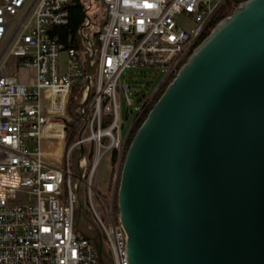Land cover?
<instances>
[{"label":"water","instance_id":"1","mask_svg":"<svg viewBox=\"0 0 264 264\" xmlns=\"http://www.w3.org/2000/svg\"><path fill=\"white\" fill-rule=\"evenodd\" d=\"M92 2L79 31L86 78L70 106L83 124L97 64ZM87 168L80 144L74 231L113 264L85 205ZM116 206L127 264H264V0L239 3L165 86L123 157Z\"/></svg>","mask_w":264,"mask_h":264},{"label":"built area","instance_id":"2","mask_svg":"<svg viewBox=\"0 0 264 264\" xmlns=\"http://www.w3.org/2000/svg\"><path fill=\"white\" fill-rule=\"evenodd\" d=\"M99 1L105 19L96 34L94 92L83 124L68 113L86 78L81 52L51 35L67 23L69 0H0V264H100L90 242L74 231L70 157L80 144L88 145L82 181L86 208L113 264H127L124 234L112 212L125 142L121 101L132 103L128 85L121 82L123 71L153 67L163 74L140 99L128 132L158 87L203 40L226 0ZM61 52L66 56L62 73ZM22 67L32 70L28 78L20 75ZM71 124L82 131L66 148ZM111 150L117 153L115 172L104 197L96 192L94 178Z\"/></svg>","mask_w":264,"mask_h":264},{"label":"trees","instance_id":"3","mask_svg":"<svg viewBox=\"0 0 264 264\" xmlns=\"http://www.w3.org/2000/svg\"><path fill=\"white\" fill-rule=\"evenodd\" d=\"M87 1L88 0H69V3L67 5V13H68L67 23L63 26L54 27L51 30V35L56 34V36L58 37V40H60L61 42H64V43H68L67 45L69 47H75L76 51H78V52H79V40H80L79 31H80L82 24L84 23V19H85L84 9L86 8ZM243 1H245V0H226L219 7V9L216 11V13L213 15L212 19L210 20L208 26L206 27V29L204 31L202 37L200 38V41L206 37V34L209 32V30L211 28H213L220 20H222L223 18L228 16L233 11V9L239 3L243 2ZM104 19H105V10L103 9V11L100 15V19H99L98 24H97V28L90 33V40L94 46L96 55L98 54V44L96 42V34L98 31V28L100 27V25L102 24ZM68 38H70L69 41H68ZM80 56L82 57L81 53H80ZM172 78H173V76H170L166 80L163 87L156 93L154 100L149 104V106H147V108L144 110V112L138 116V118L135 120L134 124L132 125V127L129 131L126 142L123 146V150L121 153V159H120V162L118 165V173L116 175V184H115L113 203H112V212H113V215L115 218L117 217V214H118L117 206H116V191H117L119 172H120L121 163L123 161V157L127 151V148L129 146L137 128L143 122L147 113L149 112V110L151 109L153 104L156 102V100L159 98V96L162 94L165 86L170 82V80ZM68 113L76 120V117H74L70 113V111H68ZM107 120H109V117H108V119L105 120V122L103 124L104 126L107 125V123H108ZM70 126H71L72 130H71L70 134L68 135V139L66 142V148L69 147L71 144H73L77 140L79 132H80V127L78 125L75 126L74 124H71ZM116 157H117L116 151L111 150L109 155H108V161L110 164V172H109V177L107 180L106 194L103 195L104 197H107V194L110 191L111 186L113 184L112 178H113L114 168H115V164H116Z\"/></svg>","mask_w":264,"mask_h":264},{"label":"rangeland","instance_id":"4","mask_svg":"<svg viewBox=\"0 0 264 264\" xmlns=\"http://www.w3.org/2000/svg\"><path fill=\"white\" fill-rule=\"evenodd\" d=\"M28 2H31V0H28ZM99 2H100L99 0H93L92 8L88 13L89 16L93 17V15L96 13L95 9L96 6L99 4ZM10 29H12V26L10 27ZM65 60H66V56L63 52H61L58 56V67L61 73L66 71ZM19 73L22 77L28 78V76L32 74V70L22 67L19 68ZM162 76H163L162 72H160V70H157L156 68L153 67L135 68V69H128L123 71L121 82L122 84L128 85L129 87L128 97L132 100L130 106H127L123 99L121 101V122L123 124V128H122L123 136L126 134L127 129L131 123L135 109L139 106L140 99L142 98V96L151 93L156 88ZM109 172H110V164L108 161V156H106L104 160L101 162L94 178V187L99 195L106 194ZM114 172H115V168H114ZM112 182H113V178H112ZM115 184H116V179L114 181V189H115Z\"/></svg>","mask_w":264,"mask_h":264},{"label":"flooded vegetation","instance_id":"5","mask_svg":"<svg viewBox=\"0 0 264 264\" xmlns=\"http://www.w3.org/2000/svg\"><path fill=\"white\" fill-rule=\"evenodd\" d=\"M102 11H103V8L101 7V6H96V9H95V14L93 15V16H97L95 19H94V21L98 24V21H99V19H100V15H101V13H102Z\"/></svg>","mask_w":264,"mask_h":264}]
</instances>
